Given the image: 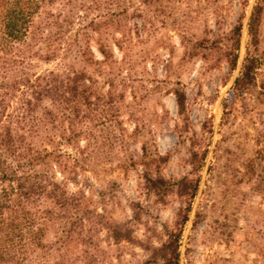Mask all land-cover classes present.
<instances>
[{
    "label": "trees",
    "instance_id": "16d2710c",
    "mask_svg": "<svg viewBox=\"0 0 264 264\" xmlns=\"http://www.w3.org/2000/svg\"><path fill=\"white\" fill-rule=\"evenodd\" d=\"M170 4V0H0V264H97L92 223L105 221L91 208V195L76 187V179L83 168L96 170L116 150L122 152L116 166L121 172L138 163L144 166L146 191L162 199L172 185L174 194L186 199L174 230L149 249L146 260L178 264L181 228L199 177H182L171 184L142 163L147 159L144 143L140 155L126 149L144 130L135 111L150 90L141 84L144 79H138L143 74L139 70L145 72L148 60L160 62L155 52L167 48L166 40L154 35L171 28ZM262 9L257 0L247 17L244 57L231 86L236 91L254 85L253 51ZM240 31L238 23L229 32L231 70ZM165 93L173 94L181 114L183 93L171 92V87ZM205 154L206 148L189 151L193 171H200ZM156 156L150 159L154 163L166 160ZM55 172L60 179H55ZM106 230L114 243L129 240L128 231L119 225L110 223Z\"/></svg>",
    "mask_w": 264,
    "mask_h": 264
},
{
    "label": "rangeland",
    "instance_id": "374dc122",
    "mask_svg": "<svg viewBox=\"0 0 264 264\" xmlns=\"http://www.w3.org/2000/svg\"><path fill=\"white\" fill-rule=\"evenodd\" d=\"M256 1L170 0L171 28L154 35L168 44L155 52L161 63L148 60L145 72L139 70L138 79L150 90L135 111L145 126L126 149L140 155L144 143L142 163L171 184L199 177L181 228L178 264H264V0L253 51L254 85L234 90L238 64L231 70L227 63L229 32L238 23V63L244 57L247 17ZM189 41L196 45L187 47ZM170 87L183 93L181 114L173 94L165 93ZM204 148L203 165L193 171L188 153ZM116 151L96 170L83 168L76 179L105 221L92 223L93 254L97 264H148L149 249L174 230L186 199L177 197L172 185L162 199L146 191L144 166L121 172L116 166L122 152ZM156 155L166 160L154 163L150 159ZM54 176L60 179L57 172ZM110 223L128 231L129 240L114 243L106 230Z\"/></svg>",
    "mask_w": 264,
    "mask_h": 264
},
{
    "label": "water",
    "instance_id": "95a60500",
    "mask_svg": "<svg viewBox=\"0 0 264 264\" xmlns=\"http://www.w3.org/2000/svg\"><path fill=\"white\" fill-rule=\"evenodd\" d=\"M251 7H252V6H251ZM250 10H251V8H250ZM250 10H249V12H250ZM248 15H249V13H248ZM236 62H237V64H238L237 67H236V70L238 71V70H239L238 68L240 67V64H241V62L238 63V57H237V61H236Z\"/></svg>",
    "mask_w": 264,
    "mask_h": 264
}]
</instances>
